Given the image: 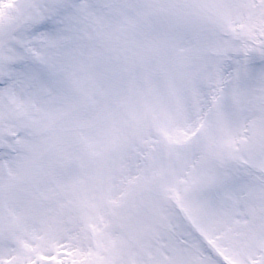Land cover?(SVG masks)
<instances>
[{"label":"snow or ice","instance_id":"6c2138e0","mask_svg":"<svg viewBox=\"0 0 264 264\" xmlns=\"http://www.w3.org/2000/svg\"><path fill=\"white\" fill-rule=\"evenodd\" d=\"M0 264H264V0H0Z\"/></svg>","mask_w":264,"mask_h":264}]
</instances>
